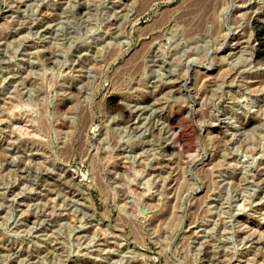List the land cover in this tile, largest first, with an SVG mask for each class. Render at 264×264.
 <instances>
[{
	"label": "rangeland",
	"instance_id": "rangeland-1",
	"mask_svg": "<svg viewBox=\"0 0 264 264\" xmlns=\"http://www.w3.org/2000/svg\"><path fill=\"white\" fill-rule=\"evenodd\" d=\"M0 264H264V0H0Z\"/></svg>",
	"mask_w": 264,
	"mask_h": 264
}]
</instances>
